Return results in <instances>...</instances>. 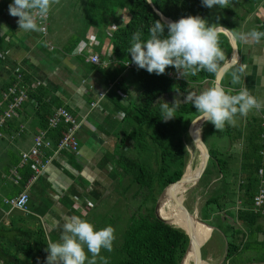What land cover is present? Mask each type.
<instances>
[{"label": "trees", "instance_id": "obj_1", "mask_svg": "<svg viewBox=\"0 0 264 264\" xmlns=\"http://www.w3.org/2000/svg\"><path fill=\"white\" fill-rule=\"evenodd\" d=\"M77 1L80 8L78 15L85 21V30L90 27L98 29L100 38H108L111 53L120 63L131 57L127 49L130 47L132 34L141 30L142 39H146L153 22L160 20L146 0ZM151 1L164 17L172 21L189 15H198L204 19L208 16L209 9L202 6L201 0ZM12 2L13 0H0V7L2 4L6 9ZM121 11L128 15V20L124 25L113 29L109 37L105 36L104 31L108 27L119 24ZM258 30L264 31V22ZM79 39L75 38L72 44L77 43ZM2 41L3 39L0 40V45ZM120 73L121 69L116 71L111 81ZM130 73L138 78V97L137 101L130 102L128 107L122 109L125 116L122 120L124 128H120L119 149L116 155L109 159L112 164L108 179L116 185L115 189L119 193L116 192L115 195L119 197L115 200V196L110 194L103 198L106 200V208H110V213L117 216L109 226L119 233L117 221L121 219L124 221L121 233L115 236L113 242L115 257L111 263L180 264L188 247V237L179 228L157 219L154 208L161 192L183 175L188 154L185 144L189 139L187 128L197 113L190 102L176 99L171 93L191 94L192 86H196L191 84L199 85L206 82L211 84L215 77L201 71L195 76L180 75L181 80L177 81L168 76L169 73L179 74L173 67H167L165 74L159 76L155 73L149 74L144 69H136ZM20 74L19 88L27 90V102L38 114L39 110L42 112L39 119L41 129L45 130L47 120L53 113L46 102L47 94L42 87L34 89L33 84L28 85L29 78L24 72ZM16 76L14 72L11 84L0 87V102L3 99L2 94L17 81ZM127 88H129L127 81L122 77L116 89L127 93ZM235 93L233 91L231 94ZM162 102L168 103L170 107L177 102L174 113L176 118L167 122L162 120L160 108ZM3 105L5 106L6 102ZM238 118H240L238 123L226 124L224 128L229 145L239 146L237 154L234 153L235 150L221 151L217 147H208L210 159L199 183H203L202 185L207 188L210 181L207 182L206 177L215 172L217 174L215 183L218 188L201 206L200 219L213 227L214 231L218 230L222 234L225 255L221 264H246L248 261L246 256L250 254L251 262L264 264V204L258 211L253 207V198L258 192L260 181L264 182V158L261 155L264 150L261 140L263 129L259 117H252L245 125L243 118L237 116L236 119ZM200 130L203 139L207 135L212 136L216 129L211 123L204 122ZM62 131L63 127L60 126L57 130H49L47 136L53 144H57ZM203 141L205 142L204 139ZM24 167L27 174L23 177V185L31 175L30 166ZM260 169L263 170L261 177L258 176ZM205 182L208 184L205 185ZM112 189L114 191V188ZM111 197L114 199L112 205L108 207L107 200ZM118 198L124 200V206L114 211L120 201ZM121 212H124V216ZM30 235L24 232V236ZM39 237L37 236V239ZM27 243L28 246L17 248L12 241L4 243L0 239V264H31L22 261L18 254L24 255L28 260L36 256L46 259L47 244L44 240L39 239L36 246L31 244L30 240ZM192 256L185 264L191 261ZM101 262L103 263L102 259Z\"/></svg>", "mask_w": 264, "mask_h": 264}, {"label": "crops", "instance_id": "obj_2", "mask_svg": "<svg viewBox=\"0 0 264 264\" xmlns=\"http://www.w3.org/2000/svg\"><path fill=\"white\" fill-rule=\"evenodd\" d=\"M63 10L71 13L74 19L71 21L61 17L60 21L65 27L59 34L56 31L58 20L55 21V14ZM79 11V6H53L48 16L47 33L42 35L40 32L18 30V18L11 17L8 8L5 9L2 4L0 7V24L6 25L8 29L7 32L0 33V40L3 39L0 45V87L11 84L13 73L16 74L19 69L29 78L28 85L39 83V87L43 88L47 94L46 102L52 111L63 107L81 123L77 132L78 154L62 152L53 157L45 173L29 187L28 208L25 212L21 211L20 215H12L13 207L7 205L5 200L14 198L26 190L23 177L27 172L20 163V154L31 147L34 135L42 130L39 119L42 112L39 110L38 114L26 101L2 128L4 137L0 139V239L4 243L12 241L17 248L28 246L29 240L34 246L38 244L39 239L44 240L46 244L49 240L58 242L64 222L73 215L80 216L91 224L96 222L97 216L91 212L99 205L100 199L107 197L103 194V189L109 190L114 186L108 179L112 164L109 159L114 157L119 149L120 128H124L122 120L125 116L122 109L128 107L130 102L137 101L138 78L130 73L132 71L120 67L122 64L111 53L109 39L100 38L98 29L90 27L85 30L84 23H81V26L76 25L75 20L81 17L78 15ZM221 11L223 14L217 16L220 19L217 21L215 17L211 23L208 21V10V16L205 18L208 26L219 23L229 30L247 32L253 28L258 30L264 22V0H261L257 7L233 2L232 6ZM126 16L128 17L121 11L120 21L126 22ZM111 31L113 29L110 26L104 31L105 36L109 37ZM91 33L95 34V40L91 49L86 51L87 54L73 55L76 44L86 40ZM77 37L80 38L79 41L72 44ZM54 38H57L56 42ZM236 45L239 50L238 61L231 70L246 64L245 75L240 84L232 85L230 74H225L221 86L225 91L231 88L235 92L247 87L250 94L264 102V38L258 44L237 42ZM220 47L228 61L232 48L227 33L220 35ZM90 53H97L104 64L94 65L87 62ZM119 69L120 75L111 81ZM122 77L129 87L127 93L116 89ZM191 86V94L177 95L186 101L187 96L199 94L214 85L213 82H206ZM120 91L125 94L124 98L119 95ZM99 94L103 96L99 97ZM171 94L176 95L174 92ZM4 103L2 102L0 107V115L4 110ZM92 103L95 106H91ZM259 113H264V106L258 111L253 109L247 117H242L243 124L252 117L260 118ZM221 132L224 135V129ZM226 142L227 147L223 151L235 150L236 154L239 152V146L229 145L228 137ZM215 181H210L208 186H212ZM93 226L95 230L103 228L98 224ZM24 232L31 235L24 236ZM37 236L40 237L37 239ZM36 251L38 253V250ZM85 251L87 253L86 249ZM18 255L26 263L45 262L44 258L37 256L28 260L24 255Z\"/></svg>", "mask_w": 264, "mask_h": 264}, {"label": "clouds", "instance_id": "obj_3", "mask_svg": "<svg viewBox=\"0 0 264 264\" xmlns=\"http://www.w3.org/2000/svg\"><path fill=\"white\" fill-rule=\"evenodd\" d=\"M59 3L60 0H13L8 5V13L18 18V30L44 32L46 29L37 21L46 20L52 7ZM201 4L208 9L213 6L224 9L232 6L233 0H201ZM216 19L218 21L220 17ZM7 31V26L0 24V33ZM222 33H230L233 43L258 44L264 38V31L257 28L236 32L219 23L208 26L204 18L189 15L175 22L154 21L146 39H142L141 30L135 31L127 51L131 55V63L149 74H165L167 67L175 68L181 76H195L204 71L215 77L225 72L230 74L231 84L237 85L241 83L247 65L242 64L230 71L226 68L225 52L220 47ZM233 91L230 88L226 92L223 87L211 86L199 94L187 96L186 101L195 107L197 121L211 123L216 130L222 131L226 124L234 125L237 116L247 117L253 109L258 111L264 106V102L250 94L247 87L231 94ZM176 104L174 102L170 107L166 102L161 103L163 121L176 118ZM115 239L113 227L95 230L93 224L73 215L64 222L59 241H48L44 264H85L86 261L87 264H96L102 249L112 251ZM85 249L91 254V259ZM101 259L107 264L106 259Z\"/></svg>", "mask_w": 264, "mask_h": 264}, {"label": "built area", "instance_id": "obj_4", "mask_svg": "<svg viewBox=\"0 0 264 264\" xmlns=\"http://www.w3.org/2000/svg\"><path fill=\"white\" fill-rule=\"evenodd\" d=\"M48 18L44 21H37L38 24H41L46 31L40 32L42 35L47 33V22ZM128 19L129 17H124ZM119 25H112V29H116ZM95 34L91 33L86 40L79 41L74 47L72 54L77 56H84L86 51H89L94 45ZM87 62H90L94 65H101L104 62L101 61L100 56L97 53H90L87 56ZM122 67L126 71H133L138 69L137 66L131 63V57L126 61L121 63ZM16 82L8 87L6 93L2 94V101L0 102V107L2 102H6L4 110L0 115V139L4 137L2 128L4 125L11 120L17 112L20 110L22 105L27 101V90L24 88H19V83L21 81L20 70H16ZM170 78L177 81L180 80V74L173 75L169 73ZM39 87V83H35L33 88L36 89ZM119 95L124 97L123 92H119ZM103 94H99V97H102ZM91 106H95L94 103ZM261 119V127L263 133L261 135V140L264 145V113H259ZM47 128L45 130H40L36 135H34L32 140V145L27 151H23L20 154V163L22 166L29 165L31 169V175L26 183V190L17 195L14 198L5 200V203L13 208H17L21 211L27 210V205L29 202V196L27 190L32 186L46 171L50 165L53 157L62 152H68L70 154H78L79 144L77 140V132L80 129L81 123L74 117V115L63 107L56 108L51 116L47 120ZM63 127L61 136L57 144H53L52 140L48 138L47 133L49 130H55L58 127ZM50 152V153H49ZM261 155L264 158V150L261 152ZM263 170L258 171V176L261 177ZM263 181H260V187L258 192L253 198V207L255 211L260 210L264 204V188Z\"/></svg>", "mask_w": 264, "mask_h": 264}, {"label": "rangeland", "instance_id": "obj_5", "mask_svg": "<svg viewBox=\"0 0 264 264\" xmlns=\"http://www.w3.org/2000/svg\"><path fill=\"white\" fill-rule=\"evenodd\" d=\"M261 0H233V2H242L245 3L248 7L251 6H258ZM78 1L77 0H60V3L54 6H61V7H68V6H74L75 8L78 7ZM237 8L239 7L238 5H236ZM262 6V4L260 5ZM221 8H219V6H213V8L209 9L210 12V19L208 21H210L211 23L214 21V18L219 16L222 11L220 12ZM71 11V10H70ZM62 13H64L65 15H63ZM78 14V12H77ZM74 14V15H77ZM223 14V13H222ZM56 19L55 21L58 22V27L56 28L57 33H62L63 28L65 26V24H63L60 19L61 17H63V19H71V21L74 19L73 15L71 13H67L66 11H61V12H57L56 14ZM80 17V16H79ZM71 21H69V24L71 23ZM85 21L80 17L79 19L77 18V21L75 20V23L77 26H81V23H84ZM124 21H119L118 25H124ZM68 24V25H69ZM57 38H54V41L56 42ZM51 45V44H50ZM52 46V45H51ZM53 49V47H52ZM51 50V49H49ZM172 91H174V89L172 88ZM176 99H183V97L179 96L176 94ZM239 119H236V123L239 122ZM224 135L222 134L221 131L216 130L215 134H213V136H206L203 139L205 140V143L207 145V147L209 148H218L219 150H223L225 147H227V142H226V138L223 137ZM186 144V151H187V156L185 158V167H184V172L185 169L189 166L191 172L193 173L200 165V161H201V157H200V152L195 148L194 144L191 143V141L189 139H187V141L185 142ZM215 144V145H213ZM235 162L232 163V165L234 166ZM216 173L214 172L211 176L206 177L207 178V182L208 181H212L213 179H215L216 177ZM203 183H197V185H195L194 187H187L186 189H183L182 192L178 195V197H180V201L184 202V205L186 207V209L190 212V214H193L192 217H198L200 219V208L203 205V203L205 202V200L210 197L211 195L214 194V191L218 188L217 184L214 183L212 186H208L207 188L202 185ZM208 183L205 182V185H207ZM116 185H114V191H112L113 189H103V194L105 196L108 195H114L115 196V200H117L116 198L119 197V195H115L116 192L119 193L118 190L115 189ZM121 194V193H120ZM120 200V201H119ZM176 198L174 197V199H172L171 201H168L165 204V207L163 209V207L161 208V210H165V212H167L168 214L177 216V217H183V214L181 213V211L178 208V205L176 204ZM118 205L115 207L117 211L118 209H121V206H124V200L123 199H119L118 198ZM106 200L105 199H100L99 200V205L96 206L95 210L93 212H91L92 214H95L97 217L95 218L96 222L92 223V224H98L100 226L107 227L111 224V222H113L117 216L112 215V213H110V208H106L105 205ZM107 205L108 207H110L112 205V198L107 200ZM121 214L124 216V212H121ZM118 226H119V233H121V226L123 224L124 226V221L123 219L118 220ZM117 222H115V225L117 224ZM209 226V225H208ZM211 227V226H210ZM210 229V228H209ZM118 231L115 230V236L119 235ZM88 258L91 259V254L87 253ZM225 255V245H224V241L222 238V234L218 231L215 230L212 227V229H210V238L209 240L205 243V245L203 246V258H204V262H206V264H221L223 261ZM101 257H103L106 260H109L108 264H112L111 260L112 258L115 257L114 254V249H112L111 252H108L107 250H101L100 256H98L96 258V264H103L101 262ZM248 261L246 264H262V263H258V262H251V257L252 255L250 254L249 256H246ZM191 261H194V255L191 258ZM100 262V263H99ZM85 264H87V261L85 262Z\"/></svg>", "mask_w": 264, "mask_h": 264}, {"label": "water", "instance_id": "obj_6", "mask_svg": "<svg viewBox=\"0 0 264 264\" xmlns=\"http://www.w3.org/2000/svg\"><path fill=\"white\" fill-rule=\"evenodd\" d=\"M146 1L149 4V6L152 8L153 12L157 15V17L162 22L172 21V20L164 17L163 14L153 5L151 0H146ZM179 19H177L176 21H178ZM173 22H175V21H173ZM227 35H228L229 41L231 43L232 55H231L230 59L225 62V66L228 70H231L238 61L239 50H238V46L236 45V43H233L232 38H231V34L227 33ZM225 74H226L225 72H221L218 75H216L214 78V81H213V85L217 86V87H222L221 81H222L223 76ZM197 118H198V116H196L189 123L188 128H187V135H188V138L191 141V143L194 144L196 147H198L199 152H200L201 161H200V165L198 167V170L196 172L192 173L191 175H187L185 172H183V175L181 176V178L178 181L169 184L159 195L158 200L156 201V204H155V208H154V213H155V216L157 219H159L160 221L164 222L167 225L179 228L188 237V247H187V250H186L184 256L182 257V259L180 261V264L183 263V261L185 260V258L187 257V255L190 251H192V253L194 255V263L193 264H202L204 262V260L202 258V248L204 245L201 243L199 235L195 229L196 218L193 219L195 222L192 221V215L193 214H190V212L186 209L184 202L180 201V197H178V195H177L178 192H175V194L173 192V190H175V188L177 190L181 186L184 187V186L188 185L189 188H191V187H194L195 185H197V183L200 181V179L204 175V173L207 169V166H208L210 154H209V150H208L207 145L205 144V142L202 139L201 130H200L202 124L205 121H203V120L197 121ZM168 189L170 191L169 194H171L172 196H173V194L175 195L176 204L178 205V208L181 211V213L183 214V218L186 221V226L184 229H181L180 227L176 226V223L173 221L169 222L168 220L163 219L160 215L162 204L165 200H167V197H164V192H166ZM173 198H174V196H173ZM11 214L12 215H20L21 210H19L17 208H12ZM197 222L200 224H203L204 226H206L210 229H212V227L208 226V224H206L205 222H203L199 218H197Z\"/></svg>", "mask_w": 264, "mask_h": 264}, {"label": "bare ground", "instance_id": "obj_7", "mask_svg": "<svg viewBox=\"0 0 264 264\" xmlns=\"http://www.w3.org/2000/svg\"><path fill=\"white\" fill-rule=\"evenodd\" d=\"M80 56V55H79ZM94 66V65H93ZM97 67V66H96ZM112 83H114V82H112ZM114 86V85H113ZM124 98V97H123ZM56 109V108H55ZM51 115V114H50ZM47 120V119H46ZM57 130V129H56ZM188 136V135H187ZM195 146V145H194ZM195 148L199 151V149H198V147H196L195 146ZM198 170V168L194 171V172H196ZM193 172V173H194ZM185 173L187 174V175H191L192 174V172H191V170H190V167L188 166L186 169H185ZM39 180V179H38ZM26 182H27V180H26ZM187 187H189L188 185L187 186H184V187H179L177 190H176V188H175V190H173V192H174V194H175V192H178L177 193V195H179L181 192H182V190L183 189H186ZM28 191V190H27ZM170 193V191H169V189L166 191V192H164V197H167V200H165L164 202H163V204H162V207H163V205H164V207H165V204L168 202V201H171L172 199H174L173 198V196L175 197V195L173 194V196L171 195V194H169ZM20 194V193H19ZM164 207H163V209H164ZM160 215H161V217L163 218V219H166V220H168L169 222L170 221H173V222H175L176 223V226H178V227H180L181 229H184L185 228V226H186V221H185V219L183 218V217H177V216H174V215H171V214H168L167 212H165V210H161V212H160ZM196 218V222L193 220V219H195ZM197 218L198 217H192V221H194L195 222V224H196V226H195V229H196V232L198 233V235H199V238H200V241H201V243L203 244V245H205V243L209 240V238H210V229L208 228V227H206V226H204L203 224H200V223H198L197 222ZM193 255V253H192V251H190L189 253H188V255H187V257L185 258V260L183 261V263L182 264H185L186 263V261H187V259L190 257V256H192ZM194 263V261H189L187 264H193ZM202 264H206V262H203Z\"/></svg>", "mask_w": 264, "mask_h": 264}, {"label": "flooded vegetation", "instance_id": "obj_8", "mask_svg": "<svg viewBox=\"0 0 264 264\" xmlns=\"http://www.w3.org/2000/svg\"><path fill=\"white\" fill-rule=\"evenodd\" d=\"M176 96V95H175Z\"/></svg>", "mask_w": 264, "mask_h": 264}]
</instances>
